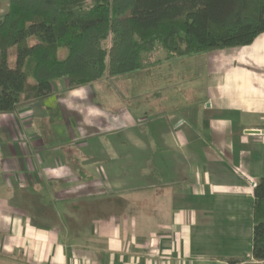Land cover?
Here are the masks:
<instances>
[{
  "label": "crops",
  "instance_id": "obj_1",
  "mask_svg": "<svg viewBox=\"0 0 264 264\" xmlns=\"http://www.w3.org/2000/svg\"><path fill=\"white\" fill-rule=\"evenodd\" d=\"M178 58L0 113V264H264V33Z\"/></svg>",
  "mask_w": 264,
  "mask_h": 264
},
{
  "label": "trees",
  "instance_id": "obj_2",
  "mask_svg": "<svg viewBox=\"0 0 264 264\" xmlns=\"http://www.w3.org/2000/svg\"><path fill=\"white\" fill-rule=\"evenodd\" d=\"M8 1L0 16V113L7 114L52 95L58 80L74 89L178 57L248 46L264 33V0ZM252 258L264 261V178L254 186Z\"/></svg>",
  "mask_w": 264,
  "mask_h": 264
},
{
  "label": "rangeland",
  "instance_id": "obj_3",
  "mask_svg": "<svg viewBox=\"0 0 264 264\" xmlns=\"http://www.w3.org/2000/svg\"><path fill=\"white\" fill-rule=\"evenodd\" d=\"M9 8V1L8 0H0V16L4 15L7 10ZM67 54V50L63 49L61 50V53H60V57L61 58H64ZM159 58H164L165 57V52L164 51H161L158 55ZM189 61L188 59L186 58H177L176 61L174 60H170L167 61L165 64L162 65V67L158 68V69H154V70H150V72H145L147 75H149L148 73L150 74H155V75H165L166 74V80H167V84L170 83L169 81V77L173 74H183L185 76H189L191 73H190V69H191V66H189ZM195 70L198 72V65L197 67L195 66L194 67ZM193 70V69H192ZM111 78L112 77H109V78H104L105 80H103V89L107 88L106 85H109L111 83ZM62 81H66V79H63ZM60 82V81H59ZM57 83V82H55ZM54 83V84H55ZM191 85L192 86H199L198 84L196 83H183L181 85H177V82L176 83H173L172 86H174L173 88L175 89H179V88H183V89H190L191 88Z\"/></svg>",
  "mask_w": 264,
  "mask_h": 264
}]
</instances>
